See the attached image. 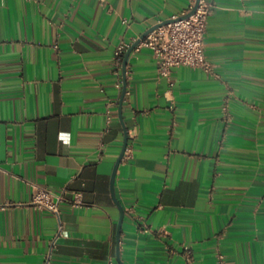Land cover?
Returning a JSON list of instances; mask_svg holds the SVG:
<instances>
[{
	"label": "crops",
	"instance_id": "crops-1",
	"mask_svg": "<svg viewBox=\"0 0 264 264\" xmlns=\"http://www.w3.org/2000/svg\"><path fill=\"white\" fill-rule=\"evenodd\" d=\"M208 1L212 72L166 78L114 53L190 0H0V264H264V0Z\"/></svg>",
	"mask_w": 264,
	"mask_h": 264
},
{
	"label": "built area",
	"instance_id": "built-area-1",
	"mask_svg": "<svg viewBox=\"0 0 264 264\" xmlns=\"http://www.w3.org/2000/svg\"><path fill=\"white\" fill-rule=\"evenodd\" d=\"M195 5L196 9L191 15L160 25L148 33L135 47L150 48L157 60L159 73L166 78H170L173 68L177 66L197 67L206 72L213 70L204 47V33L208 18L213 11V4L208 0H190L188 8L173 18L187 14ZM130 46L129 43H122L116 48L114 61L117 68L122 66L123 55ZM118 87L121 89L122 85L118 83ZM61 139L66 140V136L61 135ZM66 200L76 207L83 205L80 191L70 192L65 188L57 193L40 186L35 187L31 202L36 208L49 210L60 219V206ZM63 235H65V228L60 221L52 246ZM217 264H227L223 254L218 255Z\"/></svg>",
	"mask_w": 264,
	"mask_h": 264
},
{
	"label": "water",
	"instance_id": "water-1",
	"mask_svg": "<svg viewBox=\"0 0 264 264\" xmlns=\"http://www.w3.org/2000/svg\"><path fill=\"white\" fill-rule=\"evenodd\" d=\"M198 1V0H197ZM196 9V5L195 7L190 11L188 12L187 14L185 15H181L177 18H170L168 20H165L164 22H161L153 27H151L145 34H143L141 36V38H139L138 40H136L126 51L125 53V56H124V60H123V71L125 72L126 70V64H127V61H128V58L131 54V52L134 50V48L136 47V45L148 34L150 33L152 30H154L155 28L159 27L160 25H163V24H166L168 22H171V21H174V20H177V19H182V18H185V17H188L189 15H191ZM125 93H126V85L124 84V87H123V91H122V95H121V104L123 103V100H124V96H125ZM127 144H128V136L125 135V138H124V142H123V146H122V149H121V152L115 162V166H114V169H113V172H112V177H111V192H112V196H113V199L115 201V203L117 204L119 210H120V219H119V222H118V227H117V238L119 239L120 238V232H121V228H122V222H123V219H124V209L122 207V205L120 204L119 200L117 199L116 197V194H115V189H114V181H115V176H116V172H117V169H118V166L125 154V151H126V147H127ZM123 264V263H122Z\"/></svg>",
	"mask_w": 264,
	"mask_h": 264
}]
</instances>
